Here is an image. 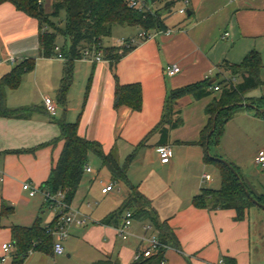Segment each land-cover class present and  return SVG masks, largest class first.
Here are the masks:
<instances>
[{
	"label": "crops",
	"instance_id": "obj_1",
	"mask_svg": "<svg viewBox=\"0 0 264 264\" xmlns=\"http://www.w3.org/2000/svg\"><path fill=\"white\" fill-rule=\"evenodd\" d=\"M40 1L45 14L50 15L57 0ZM169 1H177V14L164 11L173 16L170 19L164 18L163 12L161 15L173 34L160 33L154 39L139 41L138 29L122 38H137L139 42L116 64L106 60L75 61L64 99L60 89L66 59L44 58L41 54V33L53 30L47 25L42 27L39 20L10 3L0 5V81L23 62H35L33 71L24 74L17 89H6V105L9 109L36 107L26 120L0 117V177L4 179L0 182V213L3 205L12 208L11 213L0 216V264H12L16 252L12 227L32 228L39 220L45 228L55 221V212L48 211L43 194L29 197L22 185L28 182L42 190L48 181L64 149L62 141L54 143L60 137V121L78 124L81 138L99 143L105 154L115 152L121 165L135 153L127 174L130 185L114 180L101 159L90 153L88 166L92 172L85 173L72 207L90 216L94 224L72 227L64 242V256L52 250H32L24 264H218L222 260L227 264H264V211H254L253 207L244 220L237 221L234 210H206L193 205L194 197L202 190H219L222 184L220 169L206 163L205 149L199 144L209 121L206 109L221 91L202 100L187 96L177 102L176 111L181 112L183 125L170 132L168 145L173 157L169 164L160 161L159 134H152L140 146L161 122L169 92L216 79L219 74V81L240 82L223 66L242 63L252 51L259 52L264 61V0ZM150 7L159 10L163 4ZM184 8L186 16L179 13ZM122 39L107 46L101 40V46L118 47ZM172 65H178L181 72L169 77L166 70ZM133 84L142 88V109L116 108V87ZM46 97L58 104L54 118L46 112ZM225 135L224 131L219 151L215 148V153L211 148L212 156L222 152L231 157L226 144H222ZM204 174L212 180L204 182ZM111 183L117 191L102 194ZM132 186L151 201L179 245V249L163 252V263L160 258L134 261L138 238L145 235L144 227L152 225L149 220L135 219L131 228L134 236L128 241L116 231L122 219L116 226L102 224L131 195ZM96 187L99 190L94 194ZM99 192L105 196L102 208L95 207ZM153 230L159 234L155 227ZM5 244L12 245L9 253L3 249ZM5 256L6 261H2Z\"/></svg>",
	"mask_w": 264,
	"mask_h": 264
},
{
	"label": "trees",
	"instance_id": "obj_2",
	"mask_svg": "<svg viewBox=\"0 0 264 264\" xmlns=\"http://www.w3.org/2000/svg\"><path fill=\"white\" fill-rule=\"evenodd\" d=\"M147 1L152 4H163V7L153 13L143 14L131 10L125 0H57L54 4L53 12L50 15H46L40 0H0V5L10 3L18 11L39 20L42 27L47 25L53 30L52 32L43 31L40 36L41 54L44 58L55 57V50L58 47L57 38L59 35L65 37L66 43L61 48V52L67 62L60 89V94L64 99L72 82L74 62L83 58L82 54L85 49L94 48L96 53L101 54L106 61L116 64L134 48V46L130 48L102 47L101 40L111 37L114 28L135 27L146 32L167 29L161 13L163 11H172L177 1ZM63 12L66 15V26L64 30H61L55 20L59 19ZM34 68V61H25L1 79L0 117L26 120L33 116L36 107L9 109L5 100L6 89H17L21 85L24 74L33 71ZM263 68L261 54L257 51H252L242 63H226L223 66V69L230 72L233 77H239L240 82L236 83L233 79L219 81V74L212 84V79H206L172 90L166 97L161 122L140 145H144L152 134L157 133L160 135L159 145L168 146L170 132L183 125V120L180 116L181 112L176 111L177 102L187 96L192 97L195 101L202 100L212 96L216 92L215 87H219L221 90L220 97L216 98L206 109L209 121L206 129L202 132L199 144L205 149L206 163L214 164L220 169L222 184L219 190L204 189L199 195L194 197L193 205L196 208L234 210L237 215V221L244 220L246 213L253 207L264 209V194L258 195L252 191L245 183L238 168L233 164L232 166L238 172L239 178L217 160L218 158L223 159L221 156H212L207 152L208 147L211 150L213 147L218 148L220 146L225 126L239 112L254 111L260 119L264 120V97L254 98L251 102H245L244 100L247 94H251L252 91L263 85L261 79ZM243 104H251L254 108L243 107ZM115 106L116 108L127 106L134 111H140L143 106L141 86L137 84L118 85L115 91ZM216 117L217 119L215 120ZM215 121L216 129L209 138V133ZM58 127L60 137L54 143L62 141L64 149L42 191H47L51 195H56L62 191L65 194V203L72 205L85 175V168L88 165L90 153H94L101 159L102 166L109 171L114 180L130 185L127 174L135 153L128 157L124 165H121L115 152L105 154L99 143L81 138L78 132V124L60 121ZM241 181L244 187L241 185ZM131 188L132 193L123 205L107 216L102 221V224L116 226L118 221L122 219L124 212L130 210L133 212L134 220H149L153 227L158 230L159 238L165 245L179 249L172 230L165 221L161 222L157 212L152 207L151 201L136 187L132 186ZM245 190L250 196H247ZM47 204H50V201ZM11 212L12 208L3 205L0 216H6ZM11 234L16 248L12 264H24L27 255L32 250L53 251V237L46 234V229L42 227L39 220L32 228L12 227ZM163 252L165 251H162L157 258L162 260ZM230 264L234 263L230 262Z\"/></svg>",
	"mask_w": 264,
	"mask_h": 264
},
{
	"label": "built area",
	"instance_id": "obj_3",
	"mask_svg": "<svg viewBox=\"0 0 264 264\" xmlns=\"http://www.w3.org/2000/svg\"><path fill=\"white\" fill-rule=\"evenodd\" d=\"M127 6L139 13H149L155 12L150 6L153 5L150 1L147 0H125ZM185 4H188V0H183ZM41 3V1H40ZM181 15H187V10L181 9L179 11ZM163 33L166 35H171L174 33L172 29L166 30H158L152 32H146L140 29V33L138 34L139 41H147L156 38V35ZM227 36V35H226ZM137 38L133 39H122L118 42V47H126L130 48L136 45ZM56 57L58 59L65 60V57L62 55L61 48L56 47ZM83 58L93 63H99L105 61L104 57L101 54L96 53L95 49L87 48L83 51L82 54ZM181 72V69L178 65H172L167 68L166 74L169 77H173ZM236 82V80H233ZM215 91H221L219 87H215ZM44 106L48 115L52 118L56 117L58 113V104L55 100L50 97H46L44 99ZM158 153L160 156V161L162 164H169L173 157L172 148L168 146H161L158 149ZM255 163L259 166L264 168V151H260L255 157ZM92 169L87 165L85 168V173H91ZM212 177L208 174L203 175V181H211ZM3 176L0 177V182H3ZM22 189L26 192L29 197H35L38 193H42L46 203L50 201L48 204L49 208L55 212V223L52 225H48L45 227L46 234L50 235L54 239L53 243V253L57 256H64L65 255V247L64 242L69 238L71 229L73 226H80L85 227L91 222V217L82 213L80 210H77L65 203V194L60 191L56 195H51L47 191H42L37 187H34L31 183H24L22 185ZM117 191L115 183H111L107 187L102 189V194H108L110 192ZM120 191V190H119ZM134 217L133 212L127 210L124 212L122 216V223L116 227L117 234L122 238L124 241H128L134 235L131 232V228L133 225ZM145 235L139 237V248L135 252L134 261L136 263H141L146 260H150L153 258H157L161 255L162 251H166L173 247L165 245L159 238V234L153 231L152 225H147L144 227ZM12 248V245L5 244L3 245V249L6 253H9ZM7 256L2 258V261H6ZM164 262V258H162V263ZM218 264H227L225 260L220 261Z\"/></svg>",
	"mask_w": 264,
	"mask_h": 264
},
{
	"label": "rangeland",
	"instance_id": "obj_4",
	"mask_svg": "<svg viewBox=\"0 0 264 264\" xmlns=\"http://www.w3.org/2000/svg\"><path fill=\"white\" fill-rule=\"evenodd\" d=\"M178 9H179V6L176 3V5L174 6L172 10L173 16L177 14ZM162 15L166 19L168 18L170 19L171 17H173V16H169L168 13L164 11ZM65 18H66V15H65V12H63L61 14V17L55 20V22L57 23V25L60 27L61 30L65 29V26H66ZM137 30L138 28H135V27L128 28L127 30H123L122 28H115L113 30L111 37L103 38L102 43L104 46L111 45L119 39L126 38L127 36L130 35V33H133L134 31H137ZM65 40L66 39L63 35L58 36L57 44L60 48L64 47L66 43ZM263 65H264V61H263ZM261 79L263 81V85L260 88L251 92V95L257 98L264 97V68L262 69V72H261ZM220 80H221V76H220ZM253 99L254 97H251L250 94H247L244 100L245 102H251ZM247 114L249 115L234 117L225 126L224 131L226 132V135H225V138L223 139L222 144L223 143L226 144L228 148L227 152H229L231 157L229 156L227 157V155H225L222 152H219L218 155L221 156L224 160L228 161L230 164H233L235 167H237L239 172L243 176L247 186L252 191H254L256 194L261 195V194H264V168L259 167L255 163V157L258 151L260 150L264 151V120L260 119L255 114L254 111H249L247 112ZM221 141H220V144H221ZM216 149L218 150L219 148H216ZM213 152H215V147H213ZM236 160L241 162L242 165H237ZM88 164H89V159H88ZM246 174L248 175L247 176L248 179L246 177ZM94 189H95L94 194H96V191L99 189L98 187ZM98 196L95 198L98 202V206H95V207L100 208L101 203L104 200L105 196H102L100 192ZM256 209H260V211H264V210H261L262 208H258V207L254 208V211H257ZM50 210L51 209L49 208L48 211ZM92 224L94 223L91 220L88 226ZM153 231L155 232V230Z\"/></svg>",
	"mask_w": 264,
	"mask_h": 264
},
{
	"label": "water",
	"instance_id": "obj_5",
	"mask_svg": "<svg viewBox=\"0 0 264 264\" xmlns=\"http://www.w3.org/2000/svg\"><path fill=\"white\" fill-rule=\"evenodd\" d=\"M189 15H191L190 13H189ZM215 82V79H213L212 81H211V84L212 83H214ZM243 107H247V108H254V106H252L251 104H243L242 105ZM217 119V117L215 118V120ZM216 121L214 122V124H213V127H212V130L210 131V133H209V138L212 136V134L214 133V131H215V129H216ZM207 152H208V154H210V148L208 147L207 148ZM217 160H219V162H221L222 164H224L237 178H239V174H238V172L236 171V169L232 166V164H230L228 161H226V160H224V159H220V158H218ZM241 183V185L244 187V184H243V182L241 181L240 182ZM245 189V188H244ZM246 191V190H245ZM246 193H247V196H250V194L246 191ZM256 202V201H255Z\"/></svg>",
	"mask_w": 264,
	"mask_h": 264
}]
</instances>
